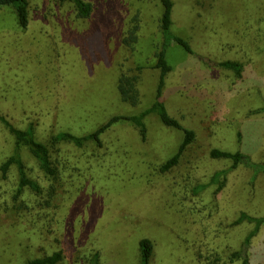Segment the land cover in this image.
Segmentation results:
<instances>
[{
	"label": "rangeland",
	"instance_id": "rangeland-1",
	"mask_svg": "<svg viewBox=\"0 0 264 264\" xmlns=\"http://www.w3.org/2000/svg\"><path fill=\"white\" fill-rule=\"evenodd\" d=\"M85 1L94 8L89 18L70 1L29 0L26 29L0 7V113L32 126L58 169L49 179L22 148L42 192L18 196L17 167L1 171L14 137L0 121V264L57 251L58 264H142V238L154 245L150 264H243L233 256L239 250L248 264H264V224L253 234L254 222L237 223L242 212L264 216V170L211 155L241 151L264 165V0H172V32L193 52L169 45L162 100L196 138L166 172L184 133L155 113L145 118L146 140L123 118L101 134L102 145L51 143L61 131L83 136L114 116L139 115L157 99L162 4ZM226 60L242 64L241 76L219 65ZM122 75L140 76L137 105L123 100Z\"/></svg>",
	"mask_w": 264,
	"mask_h": 264
},
{
	"label": "trees",
	"instance_id": "trees-1",
	"mask_svg": "<svg viewBox=\"0 0 264 264\" xmlns=\"http://www.w3.org/2000/svg\"><path fill=\"white\" fill-rule=\"evenodd\" d=\"M64 1H70L74 3L75 9L77 11V15L80 18H89L92 15L93 12V4L90 2H87L85 0H61ZM159 2L162 4L163 9L162 13L159 18V28L162 34L163 42L161 44L160 50L156 53V64L155 68L160 69V83H159V90L157 94V99L154 102V104L141 112L139 115H132V116H114L111 118L105 125L101 126L99 129H97L94 132H91L89 134L79 136L74 133L68 132V131H61L58 134L51 137V143L53 147H57L60 143H70L74 144L75 146L82 148L89 142H95L98 145H102L101 141V134L105 132L110 126H112L114 123L119 121L120 119H127L129 122H131L133 125H135L139 131L140 135L143 140H146L147 138V125L145 122V118L155 113L160 118L161 121L169 126L173 127L175 129H179L183 131L184 137L182 142L179 145V148L169 160H167L161 167V171L166 172L173 167H175L179 161L180 158L185 151V149L193 143V141L196 138V134L191 129H185L181 123L176 120L174 117H172L167 109L164 101L162 100V89L165 84V79L169 72H171L172 67L168 63L167 59V50L169 45L172 42H176L180 45H182L188 52H193L190 43L188 40L177 36L173 34L172 32V11L174 7V2L172 0H159ZM8 6L11 7L15 14L17 15L19 25L26 29L29 25L30 21V12L29 7L30 3L29 0H0V7ZM138 26H134L133 29L130 31L131 38L134 40L136 38V32H137ZM220 66L234 71L238 76H241L242 72V64L237 61L232 60H226L219 63ZM139 70L142 69V67L138 68ZM140 76H126L122 75L119 81V91L122 95V98L124 101H129L133 105H137L139 103V90H138V83H139ZM0 121L7 127V129L10 131V133L14 137V152L13 154L1 165V171L3 175L5 176L7 172L10 170L11 166L15 165L18 170L19 174V187H18V196L22 195L25 189H29L32 192H35L36 194L42 192L41 185L31 178L28 175L25 163L22 158L21 150L22 148H27L28 151L31 153V155L37 160L40 169L46 174V176L51 179L55 180L58 177V169L54 163V160L52 158V149L44 142L39 141L35 136V131L32 126L28 127L27 129H21L16 127L10 120H8L2 113H0ZM54 149V148H53ZM211 155L215 158H225L232 161V167L236 168L240 164H243L247 167H257L264 170V165H257L254 162H252L249 155L237 151V152H231V151H222L219 149H213L211 152ZM222 174H226L227 170H224L221 172ZM221 173H216L213 176V182L218 181V177ZM206 185H200L197 187V191H200L202 189H205ZM55 191V188L52 187L50 189V197L53 195V192ZM49 203V200L47 201ZM244 220H247L251 223L256 224V229L253 234H255L261 225L264 224V216L263 217H255L252 215H249L246 212H242L239 219L237 220V223H240ZM140 245V256H141V262L142 264H150L152 255L154 253V245L153 242L149 238H142L139 242ZM234 258L243 259V264L249 263V258L247 255L242 254V252L236 251L233 253ZM98 259V256H96ZM64 258V254L62 251H57L53 253L52 255L41 257V258H35L28 262V264H58L62 262Z\"/></svg>",
	"mask_w": 264,
	"mask_h": 264
}]
</instances>
